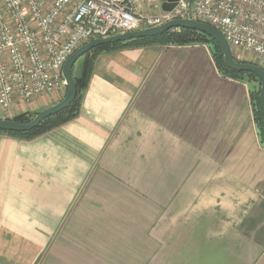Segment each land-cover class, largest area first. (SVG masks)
Masks as SVG:
<instances>
[{"label":"crops","instance_id":"0c3cea01","mask_svg":"<svg viewBox=\"0 0 264 264\" xmlns=\"http://www.w3.org/2000/svg\"><path fill=\"white\" fill-rule=\"evenodd\" d=\"M0 264H264L247 83L206 44L99 54L76 117L31 139L0 132Z\"/></svg>","mask_w":264,"mask_h":264},{"label":"built area","instance_id":"2783aa9c","mask_svg":"<svg viewBox=\"0 0 264 264\" xmlns=\"http://www.w3.org/2000/svg\"><path fill=\"white\" fill-rule=\"evenodd\" d=\"M0 0V111L66 88L62 67L81 45L190 18L213 26L233 52L264 69V0ZM234 55V53H233Z\"/></svg>","mask_w":264,"mask_h":264},{"label":"water","instance_id":"95a60500","mask_svg":"<svg viewBox=\"0 0 264 264\" xmlns=\"http://www.w3.org/2000/svg\"><path fill=\"white\" fill-rule=\"evenodd\" d=\"M176 0H166L162 4V9L164 11H169L175 6ZM190 28L197 30L208 35L212 40L217 42L223 54V60L225 65L237 72H250L254 74L259 80V90H258V101L259 109L261 112V122L262 131L264 134V69L257 64L245 61H236L232 53V49L228 42L223 38V36L210 24L196 21L190 18H179L171 19L160 25L143 28L139 30L126 31L123 33L92 39L85 44L78 47L64 62L62 67V75L65 81L66 92L64 96L55 104L46 107L39 112H37L30 120L19 122L12 118H0V131L6 132H26L38 125H40L44 119L49 116L55 115L67 108L72 100L75 98L77 93V86L74 75L72 74V67L74 63L88 50L99 46L108 45L115 42L126 41L132 38H143L151 37L154 35H159L170 28Z\"/></svg>","mask_w":264,"mask_h":264},{"label":"trees","instance_id":"16d2710c","mask_svg":"<svg viewBox=\"0 0 264 264\" xmlns=\"http://www.w3.org/2000/svg\"><path fill=\"white\" fill-rule=\"evenodd\" d=\"M195 43L206 44L209 47L214 63L221 73L243 81H245L244 80L245 76L253 77L254 79L257 80V82L259 81L256 78V76L250 72H237L229 69L224 63L222 49L220 45L214 40H212L208 35L190 28H181V27L170 28L159 35H154L151 37H143V38H132L126 41L115 42L113 44H108V45H99L86 51L80 57L82 58L81 73L79 76L74 75L77 86V93L75 98L72 100V102L67 108L63 109L62 111H60L55 115L47 117L40 125L29 131L19 132V133L6 132V131H0V132L9 135H16L25 139H31L40 134H43L44 132L54 127L60 126L66 121L76 117L79 113L82 94L87 85L89 77L92 73V69L96 57L103 52H110L123 48L146 47L152 45H170V44L185 45V44H195ZM72 74H73V67H72ZM258 88L259 86H257V89L255 90L252 87L248 86V91L252 106V113L254 120L256 122L260 140L264 142V134L262 131V122H261V112L259 109V101H258ZM36 113L37 112L32 113L30 116L28 113H22L15 116L13 119L19 122L28 121Z\"/></svg>","mask_w":264,"mask_h":264},{"label":"rangeland","instance_id":"374dc122","mask_svg":"<svg viewBox=\"0 0 264 264\" xmlns=\"http://www.w3.org/2000/svg\"><path fill=\"white\" fill-rule=\"evenodd\" d=\"M234 53V58L236 61H245V62H251V63H254V64H257L258 63L256 62L255 60V56L251 53H244V54H240L238 52H233ZM261 67V66H260ZM81 69H82V58H79L74 66H73V75L75 76H79L80 73H81ZM245 79V82L247 83L248 86L252 87L253 89H257V86H259V81L257 82L256 79H254L253 77H250V76H245L244 77ZM257 78V77H256ZM259 90V88H258ZM61 98L64 96L65 92H66V88L64 90H61L59 92H55V93H61ZM60 98V99H61ZM2 114V113H1ZM22 114V113H21ZM32 114V113H31ZM29 114V116L31 115ZM17 116V115H16ZM15 116H12V114H9L7 118H14ZM33 117V116H32ZM4 118V117H3Z\"/></svg>","mask_w":264,"mask_h":264}]
</instances>
